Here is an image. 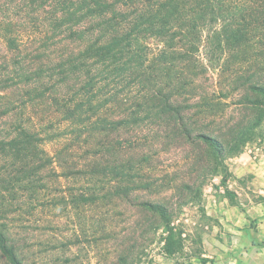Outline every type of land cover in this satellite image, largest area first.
I'll return each instance as SVG.
<instances>
[{
	"label": "rangeland",
	"instance_id": "obj_1",
	"mask_svg": "<svg viewBox=\"0 0 264 264\" xmlns=\"http://www.w3.org/2000/svg\"><path fill=\"white\" fill-rule=\"evenodd\" d=\"M147 1L134 0L137 5ZM63 2L0 0V17L7 15L12 22L11 34L0 30V138L24 126L37 131L42 140L27 163L0 160V232L8 233L21 263L203 264L202 258L207 264H264V240L258 236L260 229L264 232L260 225L264 219V119L249 133H237L252 125L259 114L256 107L239 102L249 95L245 85L264 83V51L261 57L252 55L263 48L249 42L234 54L212 57L208 31L201 44L192 47L186 32L179 29L172 46L176 53L190 55L181 59L159 57L165 46L153 36L138 38L150 47L154 90H160L161 80L181 77L185 84L177 85L183 88L177 102L185 105L214 98L217 105L192 109L196 131L222 141L248 136L249 142L239 149L228 147L223 167L213 177L204 166L205 149L188 145L173 133H161L159 126L72 134V128L62 122L64 106L84 83V74L72 72V67L89 45L107 43L108 38L100 37L102 17L91 15L79 24L59 25L73 10L63 9ZM110 3L115 7L105 14L114 16L125 12L130 0ZM215 9L248 11L260 18L264 0H227ZM11 36L17 40L15 50L6 42ZM162 58L167 62H160ZM27 76L32 78L26 81ZM107 86L104 92H114L117 103L102 115L118 120L140 90L124 84ZM162 103L156 101V105ZM122 161L142 165L145 181L159 186L126 197L118 191L124 184L100 182L103 178L94 174L99 164ZM23 168L38 171L36 188L21 190L2 182L1 174ZM204 179L201 202L186 203L183 185L196 181L197 186ZM143 202L171 209L172 226L177 228L172 237L174 257L165 251L168 234L158 229L157 217L140 208ZM0 264H10L1 252Z\"/></svg>",
	"mask_w": 264,
	"mask_h": 264
},
{
	"label": "trees",
	"instance_id": "obj_2",
	"mask_svg": "<svg viewBox=\"0 0 264 264\" xmlns=\"http://www.w3.org/2000/svg\"><path fill=\"white\" fill-rule=\"evenodd\" d=\"M63 3H65L63 9L73 7V10L60 20L59 25L67 22L79 24L91 15L95 18L102 17L104 31L100 37L108 38L107 43L101 44L95 41L89 45L77 57L76 64L72 67V72L84 74V83L78 94L75 97L72 96L64 106L65 115L62 122L72 128V134L86 136L93 132L113 133L121 129L140 128L147 124L152 125L153 128L159 126L161 133H173L188 145H200L205 149L207 158L204 166L213 177L222 169L228 147L235 146L239 149L240 146L249 142L248 136L222 141L208 133L196 131L191 124L192 109L201 105L209 109L217 105L214 98L207 97L209 100L202 99L200 102L185 105L177 102L180 90H183V88H177V85L185 84L181 77V79L179 77L171 79L169 82L161 80L160 90H154L151 85L154 72L151 73L149 66L150 47L140 43L138 38L153 36L159 39L165 46L160 51L159 57H182L183 59L190 57L189 52L176 53L172 46L177 30L186 32L192 47L197 43L200 45L203 33L208 31L207 39L210 45L208 52L213 50H211L212 57L234 54L244 44L248 46L249 42H253V47L263 48L262 51L258 49L252 53L255 57H261V52L264 51V13L259 14V18L251 16L248 11L215 9L217 5H226L227 0H149L141 5L130 0L126 11L114 16L105 14V11L109 12V9L115 7L110 0H68V2L64 0ZM11 25L12 22L7 15L0 17V30L11 34L8 28ZM6 42L8 48L17 49L16 37H8ZM215 50H219L221 54L217 56ZM160 62H167V59L162 58ZM24 78L29 81L32 77ZM106 83L108 88L111 84L116 86L124 84L125 88L140 90L137 92L139 94L130 100L132 103L118 120H108L102 115L108 106L117 103V95L114 92H104ZM168 87L173 88L174 93L168 91L166 89ZM245 88L249 95L244 94L239 104L256 107L259 114L252 125H246L237 131L244 135L249 133L250 128L260 127V122L264 119V83L247 84ZM103 92L104 95H102ZM252 94L255 98L250 96ZM158 99L163 103L156 105ZM226 104L222 103L223 106ZM7 135L8 137L0 138V160L27 163L34 149H37L42 141L37 131L24 126L16 127ZM144 170V167L135 161H122L113 165L99 164L94 174L103 178L100 182L108 179L110 182L124 184L118 191L119 194L128 197L133 191L153 190L155 184L156 187L159 186L157 182L145 181ZM202 170L205 171L204 168ZM37 172L35 170L31 173L24 168L23 171H7L1 174L5 176L2 182L21 190L33 189L36 188L34 179ZM205 182L204 179L197 186L196 181L183 185L185 195L182 199H186L187 196L186 203L196 200L200 203ZM140 208L160 220L161 225L158 229L168 234L165 238L166 254L174 257L176 249L172 237L176 234L177 228L172 226L174 221L171 209L153 202H143ZM182 234V232L179 233L181 237ZM10 241L8 233L0 232V252L7 257L10 264H22L13 247L10 246ZM201 260L203 264L209 262L207 259L201 258Z\"/></svg>",
	"mask_w": 264,
	"mask_h": 264
},
{
	"label": "crops",
	"instance_id": "obj_3",
	"mask_svg": "<svg viewBox=\"0 0 264 264\" xmlns=\"http://www.w3.org/2000/svg\"><path fill=\"white\" fill-rule=\"evenodd\" d=\"M208 215H210L209 212H208ZM215 215L218 216L217 213H215ZM210 216H211V215H210ZM260 225H261L262 227H264V219H262V220L260 221ZM262 227H260V228H262ZM258 236H259L260 238H262V240H264V232L261 231V229H260L259 232H258ZM253 238H254V237H253ZM253 246H255V245H253Z\"/></svg>",
	"mask_w": 264,
	"mask_h": 264
}]
</instances>
